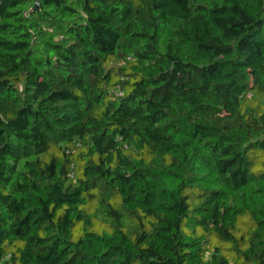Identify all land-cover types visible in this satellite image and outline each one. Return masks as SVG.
<instances>
[{
  "label": "trees",
  "instance_id": "trees-1",
  "mask_svg": "<svg viewBox=\"0 0 264 264\" xmlns=\"http://www.w3.org/2000/svg\"><path fill=\"white\" fill-rule=\"evenodd\" d=\"M0 264H264V0H0Z\"/></svg>",
  "mask_w": 264,
  "mask_h": 264
},
{
  "label": "water",
  "instance_id": "water-1",
  "mask_svg": "<svg viewBox=\"0 0 264 264\" xmlns=\"http://www.w3.org/2000/svg\"><path fill=\"white\" fill-rule=\"evenodd\" d=\"M39 7H40L39 1H36L35 6L33 7V10H37L39 9Z\"/></svg>",
  "mask_w": 264,
  "mask_h": 264
},
{
  "label": "rangeland",
  "instance_id": "rangeland-1",
  "mask_svg": "<svg viewBox=\"0 0 264 264\" xmlns=\"http://www.w3.org/2000/svg\"><path fill=\"white\" fill-rule=\"evenodd\" d=\"M69 2L71 4H75L77 2V0H69ZM36 47L41 48L42 46L41 45H37Z\"/></svg>",
  "mask_w": 264,
  "mask_h": 264
}]
</instances>
